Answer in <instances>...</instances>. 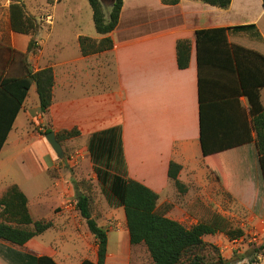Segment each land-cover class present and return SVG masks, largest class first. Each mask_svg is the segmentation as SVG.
Instances as JSON below:
<instances>
[{"label": "crops", "instance_id": "crops-1", "mask_svg": "<svg viewBox=\"0 0 264 264\" xmlns=\"http://www.w3.org/2000/svg\"><path fill=\"white\" fill-rule=\"evenodd\" d=\"M56 1L60 0H53L51 4L55 6ZM10 3V0H4L0 9H8ZM29 14L35 17L38 25L35 35L38 48L36 53L28 54V62L33 71L47 67L53 69V104L46 114H42L37 90V95L29 103L31 88L6 144L22 112L31 127L40 126V131L52 128L57 133L78 129L80 135L74 140L85 139L86 143L82 145L86 148L94 133L120 126L129 177L158 193L159 207L172 206L168 217L183 224L191 218L197 224L203 213L221 206L219 203L225 195L233 197L235 205L243 211H264V177L255 142L217 155V166L227 179V189L205 162L201 145L196 51L197 30L255 25L259 36L245 30H230L228 39L230 43L264 55L263 0H232L228 9L194 0H181L177 5H165L161 0H124L119 24L109 35L113 42L111 50L83 56L79 46L81 36L96 40L104 36L78 33V54L64 59L56 55L62 49L60 41L53 46L54 52L46 57L45 47L55 25L54 14ZM44 30H47L46 36ZM16 34L11 31L15 48ZM26 36H29V44L32 36ZM181 39L192 42L190 65L186 69H180L177 64L176 45ZM28 44L25 50L16 49L26 52ZM33 86L36 89V85ZM261 99L264 105V88ZM242 101L247 107L246 100ZM231 127L234 136L237 131L233 124ZM34 134L45 139L42 134L35 131ZM172 162L182 166L179 179L185 186L184 191L170 181ZM17 185L28 197L34 220L47 219L48 212L51 213L48 219L55 215L52 204L40 199L39 194L32 198L26 188ZM54 185L59 186V183ZM9 186L0 191V198ZM58 195L59 200H63V195ZM194 211L200 213L199 217L191 215ZM78 216H71L72 220H82ZM66 218L70 217L63 215L58 220L62 223L71 220ZM252 219L256 221L257 218ZM48 231L26 243L27 250L0 240V264H14L13 251L22 256H51L43 246ZM109 256L108 246L105 264H108Z\"/></svg>", "mask_w": 264, "mask_h": 264}, {"label": "trees", "instance_id": "trees-1", "mask_svg": "<svg viewBox=\"0 0 264 264\" xmlns=\"http://www.w3.org/2000/svg\"><path fill=\"white\" fill-rule=\"evenodd\" d=\"M93 11V20L98 34L96 40L87 36L79 38L83 56L111 50L110 34L117 28L124 0L110 3L106 14L101 0H87ZM165 5H177L181 0H161ZM222 9H228L232 0H194ZM264 5V0H263ZM6 22L8 34L31 35L28 49L23 53L24 73L14 76L0 71V153L21 112L30 89L35 84L39 96L40 112L46 114L53 104L55 85L51 67L33 71L28 63V54L38 48L35 35L38 29L35 17L26 10L23 0H12L8 9H0V22ZM255 25L219 27L196 31L198 85L200 101L201 145L204 159L218 180L227 189V179L217 166V155L237 146L255 142L260 156L264 177V105L261 90L264 88V55L256 50L230 43V30L244 31ZM15 50L12 49V53ZM177 64L180 69L190 65L192 42L181 39L176 45ZM242 99L246 100L247 107ZM231 124L237 133L233 136ZM225 127V129L223 128ZM52 131L46 128L42 135ZM64 146L77 138L76 128L56 133ZM232 135V136H231ZM94 172L102 192L111 207L122 208L131 245L146 246L151 262L148 264H214L209 260L211 251L218 248L205 241L204 237L220 231L215 217L211 222L200 221L190 227L167 216L171 205L159 207L160 196L145 184L129 177L124 156L122 128L113 127L94 133L87 146ZM182 166L172 162L170 181L180 191L185 186L179 179ZM76 183L75 203L80 216L86 221L97 243V261L86 259L81 264H105L108 256V230L99 225L93 216L92 199L88 188H79ZM28 197L17 185H11L0 198V240L24 246L34 237L52 229L49 219L34 220ZM231 237H242L241 230L230 231ZM14 264H59L51 256L33 257L11 252Z\"/></svg>", "mask_w": 264, "mask_h": 264}, {"label": "rangeland", "instance_id": "rangeland-1", "mask_svg": "<svg viewBox=\"0 0 264 264\" xmlns=\"http://www.w3.org/2000/svg\"><path fill=\"white\" fill-rule=\"evenodd\" d=\"M52 1L23 0V3L28 13L40 16L47 13L54 14L55 25L51 38L47 41L48 46L45 47L46 57L54 52L53 46L60 41L62 49L57 51L56 55L61 56V59L73 58L78 54L79 49L76 34L98 36L92 8L87 0H60L56 1L55 6L51 4ZM3 3L4 0H0V7ZM104 4L108 14L110 1L107 0ZM246 31L254 36L260 35L257 28ZM46 33L47 30H44V36ZM28 39L29 36L16 34V48L25 50ZM16 48L9 38L6 22L1 21L0 71L6 70V75L17 76L24 73V52ZM12 49L15 52L12 53ZM35 91L33 86L29 103H32V99L37 95ZM39 128H32L24 112L21 113L16 128L0 157V191L17 183L26 188L32 198H36L39 194L40 199L52 204V209L56 212L49 220L53 221L54 226L47 232L46 240L43 242L45 252L54 257L59 264H81L86 259L97 261V243L86 222L83 218L72 220L74 215L79 214L76 209L75 193L76 183L81 182L83 184L79 188H88L91 195L93 216L99 225L108 230L110 256L107 263H150L151 258L145 245L130 244L124 210L111 207L102 192L88 149L82 145L86 140L79 138V141L74 139L67 141L63 146L64 158L60 159L45 135H43L45 139H40L34 134V131L38 134L45 132V130L40 131ZM55 183H59V186H55ZM31 184L36 186L31 187ZM58 193L63 195V200H59ZM219 204L221 206L210 208L207 213H203L204 216L200 220L211 222L215 217L223 219L218 222L220 231L215 235L204 237L206 242L219 249L218 252L211 251L208 254L211 263L264 264V211L256 213L243 211L235 205L233 197L227 195ZM65 210L69 212H63ZM192 214L199 217L200 213L194 211ZM63 215H68L71 220L62 223L58 218ZM50 216L51 213L48 212L47 219ZM255 216L256 221L252 219ZM194 224L195 221L191 218L184 221V225L188 227ZM235 230H241L242 237H231L228 234ZM21 248L28 249L24 246Z\"/></svg>", "mask_w": 264, "mask_h": 264}, {"label": "water", "instance_id": "water-1", "mask_svg": "<svg viewBox=\"0 0 264 264\" xmlns=\"http://www.w3.org/2000/svg\"><path fill=\"white\" fill-rule=\"evenodd\" d=\"M107 0H101L102 3H105ZM110 3H114L115 0H109ZM45 138L49 142L52 149L55 151V153L58 155L60 159L64 158V148L63 145L58 141L57 135L55 131H50L45 135ZM221 264V263H217Z\"/></svg>", "mask_w": 264, "mask_h": 264}]
</instances>
